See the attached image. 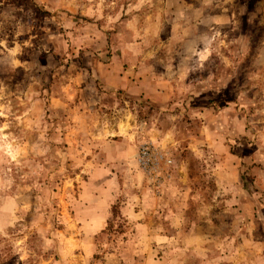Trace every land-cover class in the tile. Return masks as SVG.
I'll return each instance as SVG.
<instances>
[{
	"label": "rangeland",
	"instance_id": "1",
	"mask_svg": "<svg viewBox=\"0 0 264 264\" xmlns=\"http://www.w3.org/2000/svg\"><path fill=\"white\" fill-rule=\"evenodd\" d=\"M0 264H264V0H0Z\"/></svg>",
	"mask_w": 264,
	"mask_h": 264
},
{
	"label": "crops",
	"instance_id": "2",
	"mask_svg": "<svg viewBox=\"0 0 264 264\" xmlns=\"http://www.w3.org/2000/svg\"><path fill=\"white\" fill-rule=\"evenodd\" d=\"M129 72L130 71L126 72L127 73L126 74L124 71L119 70V68H115L113 70L108 69V73L106 74L108 80L107 81L104 80V81L108 83L110 87L116 88L117 90H120V91H125L133 95L142 94V93L148 94L146 92L147 88H145L146 81L143 82L142 78H141V81L140 79H138V81L143 83V86H142V83L137 84L138 81L136 83H133L131 81V78H128L130 74Z\"/></svg>",
	"mask_w": 264,
	"mask_h": 264
},
{
	"label": "trees",
	"instance_id": "3",
	"mask_svg": "<svg viewBox=\"0 0 264 264\" xmlns=\"http://www.w3.org/2000/svg\"><path fill=\"white\" fill-rule=\"evenodd\" d=\"M13 1H20L21 2V1H24V0H13Z\"/></svg>",
	"mask_w": 264,
	"mask_h": 264
}]
</instances>
